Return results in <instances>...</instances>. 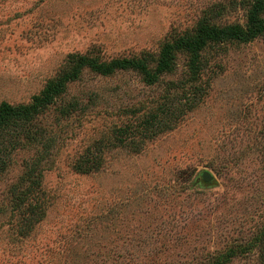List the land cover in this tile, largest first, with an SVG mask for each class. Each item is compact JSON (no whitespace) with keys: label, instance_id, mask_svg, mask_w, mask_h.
I'll list each match as a JSON object with an SVG mask.
<instances>
[{"label":"rangeland","instance_id":"1","mask_svg":"<svg viewBox=\"0 0 264 264\" xmlns=\"http://www.w3.org/2000/svg\"><path fill=\"white\" fill-rule=\"evenodd\" d=\"M253 1L0 0V103L79 55L152 70ZM29 126L0 155V264H264V32L176 49L154 82L81 67Z\"/></svg>","mask_w":264,"mask_h":264},{"label":"trees","instance_id":"2","mask_svg":"<svg viewBox=\"0 0 264 264\" xmlns=\"http://www.w3.org/2000/svg\"><path fill=\"white\" fill-rule=\"evenodd\" d=\"M263 12L264 0H254L250 4L245 27L239 24L219 27L214 24L204 23L198 27L195 34L181 37L174 42L164 43L152 70L141 59L122 57L104 61L89 55L77 56L73 69L48 81L40 92L32 97L29 103L16 105L4 101L0 103V155L5 151L7 142L12 144L19 142L22 130L23 132L29 130V124L36 119V116L46 105L52 103L57 98L64 90L67 81L77 77L81 67L88 66L102 75L112 74L117 69H138L147 82H154L160 74L170 71L174 62L176 49L196 52L208 41H224L227 39L247 41L262 34L264 32ZM26 133L29 134L28 131ZM3 160L0 157V164ZM76 168L81 172L86 170L81 166H77ZM36 204L32 205V207L36 206ZM32 212L33 214H37L33 209Z\"/></svg>","mask_w":264,"mask_h":264},{"label":"water","instance_id":"3","mask_svg":"<svg viewBox=\"0 0 264 264\" xmlns=\"http://www.w3.org/2000/svg\"><path fill=\"white\" fill-rule=\"evenodd\" d=\"M201 178L203 181L210 183V182H212L213 176L211 175V173L209 171L203 170L201 172Z\"/></svg>","mask_w":264,"mask_h":264}]
</instances>
